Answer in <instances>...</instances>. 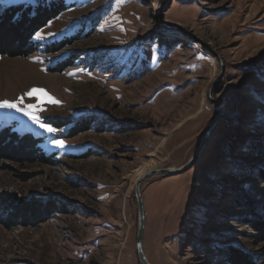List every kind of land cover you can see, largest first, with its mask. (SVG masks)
Instances as JSON below:
<instances>
[{"label": "rangeland", "instance_id": "rangeland-1", "mask_svg": "<svg viewBox=\"0 0 264 264\" xmlns=\"http://www.w3.org/2000/svg\"><path fill=\"white\" fill-rule=\"evenodd\" d=\"M34 1L0 0V10ZM64 1L73 6L36 40L75 35L73 43L51 54L0 55V100L23 97L20 106L35 105L31 111L56 131L6 108L0 126L43 137L56 163H12L0 170V190L68 211L37 225L0 223V264H140L135 180L185 165L208 122L236 111L230 97L209 99L224 93L238 101L236 128L219 120L193 165L141 183L142 249L149 264H225L220 251L228 247L264 255V240L246 220V202L264 204V0ZM164 3L161 22L219 53L224 73L214 86L218 60L190 35L157 23ZM71 53L79 57L73 65L52 70ZM89 120V130L70 136L74 123Z\"/></svg>", "mask_w": 264, "mask_h": 264}, {"label": "trees", "instance_id": "trees-1", "mask_svg": "<svg viewBox=\"0 0 264 264\" xmlns=\"http://www.w3.org/2000/svg\"><path fill=\"white\" fill-rule=\"evenodd\" d=\"M72 6L73 3L68 4L64 0H35L33 3L12 5L0 10V55L10 58H25L38 51L51 54L61 50L67 44L73 43L78 38L75 35L49 43L36 40V34L41 29ZM97 19L98 17H95L93 20L96 22ZM77 58L79 57H76L75 53H71L55 64L54 69H51L60 72L73 65ZM246 66L250 67V65ZM226 120L232 124L230 125L232 128L235 127L232 119ZM259 120L261 124H264V117ZM91 121L93 120L74 123L70 129L74 131L69 133L70 136L89 130L95 124H92ZM49 122H52L51 124L55 127L68 125L65 120L60 123L55 122V120ZM74 127L75 129H73ZM43 142L44 139L41 136H34L28 132L17 133L11 125L0 126V170L8 169L12 163L20 165L55 164L56 161H54L52 154L46 153L43 149ZM254 148L257 149L256 146ZM259 152L257 153L259 154ZM238 200L236 199V201ZM246 205L250 213L246 220L257 231L259 237L264 240V204H260V208L254 207L251 202H246ZM61 210L63 212L68 211L56 206L55 202L41 204L35 198L23 199L14 191L0 190V223L8 228L37 225L45 221L52 213ZM260 210H262L261 215H259ZM220 253L223 255L225 264H262L264 262V255H255L239 247H228L222 249Z\"/></svg>", "mask_w": 264, "mask_h": 264}, {"label": "water", "instance_id": "water-1", "mask_svg": "<svg viewBox=\"0 0 264 264\" xmlns=\"http://www.w3.org/2000/svg\"><path fill=\"white\" fill-rule=\"evenodd\" d=\"M170 0H166V2H168ZM165 7V3L162 4L156 11L155 15H156V20L157 23L160 26L169 28V29H178L180 32H182L183 34L186 35H190L194 41L200 43L204 49L206 51H208L211 55H213L219 62L220 64V72L219 75L216 77V79L213 82V86L216 84V82L222 77L223 73H224V64L222 62V59L219 55L218 52H216L215 50H213L210 46H208L207 44L201 42L196 36L192 35L190 33V31L184 30L182 28L179 27H174V26H168L167 24L161 22L158 18L159 12L161 10H163V8ZM232 98L235 102L236 105V111L235 112H221L218 113L217 115H215V117H213V119L211 121L208 122V124L206 125L201 137H200V141H199V145L198 148L196 149V151L193 153L192 157L188 160V162L183 165L182 167H179L177 169L174 168H159V169H152V170H148L147 172H145L142 176H140L139 178H137L135 180V184H134V194H135V200H136V204H137V212H138V225H137V236H136V251H137V255H138V259L140 261L141 264H149V262L146 259V256L143 253V249H142V236H143V231H144V223H145V218H144V207H143V201L141 198V194H140V185L143 182V180H145L146 178L150 177V176H154L157 174H167V175H176L179 173L184 172L186 169H188L191 165H193V163L197 160V158L200 156V154L202 153L207 139L210 135V132L213 130L214 126L216 125V123L221 120V119H234L238 116L239 114V106L237 103V99L236 96H234L231 93H224L222 95V97L220 99H213L211 95H209V99L211 102L213 103H220L222 100L226 99V98Z\"/></svg>", "mask_w": 264, "mask_h": 264}, {"label": "snow or ice", "instance_id": "snow-or-ice-1", "mask_svg": "<svg viewBox=\"0 0 264 264\" xmlns=\"http://www.w3.org/2000/svg\"><path fill=\"white\" fill-rule=\"evenodd\" d=\"M37 38L40 37V33H37ZM37 90L32 89L28 93H25V96H31L33 95ZM43 91V90H40ZM53 103H59L58 101H55L54 99L51 100ZM23 104V97L17 98L15 101H8V100H0V108H6V109H14L17 112H22L25 116H27L34 124H38L41 128H44L45 131L49 133H54L56 129L48 127L46 124L42 123L40 120V117L38 113H33L31 109L35 108V105H25L24 107H21L20 105ZM42 111L43 109H39ZM58 146L63 147L62 141H54Z\"/></svg>", "mask_w": 264, "mask_h": 264}, {"label": "bare ground", "instance_id": "bare-ground-1", "mask_svg": "<svg viewBox=\"0 0 264 264\" xmlns=\"http://www.w3.org/2000/svg\"><path fill=\"white\" fill-rule=\"evenodd\" d=\"M262 65H263V64H262ZM237 103H238V101H237ZM174 134H175V133H174ZM141 176H142V175H141ZM139 177H140V176H139ZM139 177H138V178H139Z\"/></svg>", "mask_w": 264, "mask_h": 264}]
</instances>
